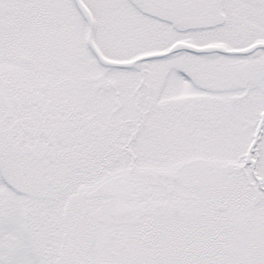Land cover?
<instances>
[{"label": "snow or ice", "instance_id": "snow-or-ice-1", "mask_svg": "<svg viewBox=\"0 0 264 264\" xmlns=\"http://www.w3.org/2000/svg\"><path fill=\"white\" fill-rule=\"evenodd\" d=\"M0 264H264V0H0Z\"/></svg>", "mask_w": 264, "mask_h": 264}]
</instances>
